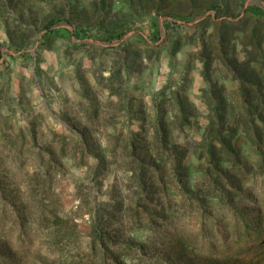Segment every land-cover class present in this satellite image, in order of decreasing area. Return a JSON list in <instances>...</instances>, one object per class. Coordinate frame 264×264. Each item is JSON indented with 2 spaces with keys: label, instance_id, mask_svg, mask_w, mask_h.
I'll list each match as a JSON object with an SVG mask.
<instances>
[{
  "label": "rangeland",
  "instance_id": "374dc122",
  "mask_svg": "<svg viewBox=\"0 0 264 264\" xmlns=\"http://www.w3.org/2000/svg\"><path fill=\"white\" fill-rule=\"evenodd\" d=\"M251 7L0 0V264H264Z\"/></svg>",
  "mask_w": 264,
  "mask_h": 264
},
{
  "label": "trees",
  "instance_id": "16d2710c",
  "mask_svg": "<svg viewBox=\"0 0 264 264\" xmlns=\"http://www.w3.org/2000/svg\"><path fill=\"white\" fill-rule=\"evenodd\" d=\"M248 10L254 15H260V16L264 15V11L261 8H259V7H251ZM53 30L55 31V29H53ZM1 56H2V54H1V50H0V57ZM252 239H253L252 240L253 242H255V243L257 242V243L255 245H251L249 248H251L253 246L258 248L259 246H263L264 245V240L262 242L259 241L260 237H259L258 234L256 236L252 237Z\"/></svg>",
  "mask_w": 264,
  "mask_h": 264
}]
</instances>
